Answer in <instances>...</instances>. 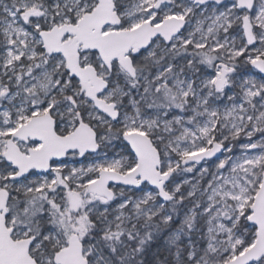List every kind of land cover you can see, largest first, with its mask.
Here are the masks:
<instances>
[{"label":"snow or ice","instance_id":"obj_1","mask_svg":"<svg viewBox=\"0 0 264 264\" xmlns=\"http://www.w3.org/2000/svg\"><path fill=\"white\" fill-rule=\"evenodd\" d=\"M0 264H264V0H0Z\"/></svg>","mask_w":264,"mask_h":264}]
</instances>
